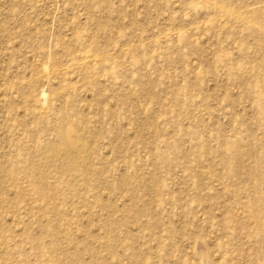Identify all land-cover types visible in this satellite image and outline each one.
<instances>
[{
	"label": "rangeland",
	"instance_id": "obj_1",
	"mask_svg": "<svg viewBox=\"0 0 264 264\" xmlns=\"http://www.w3.org/2000/svg\"><path fill=\"white\" fill-rule=\"evenodd\" d=\"M0 264H264V0H0Z\"/></svg>",
	"mask_w": 264,
	"mask_h": 264
},
{
	"label": "bare ground",
	"instance_id": "obj_2",
	"mask_svg": "<svg viewBox=\"0 0 264 264\" xmlns=\"http://www.w3.org/2000/svg\"><path fill=\"white\" fill-rule=\"evenodd\" d=\"M44 96H45V95L43 94V97H42V98H44ZM42 104H43V103H42ZM44 106H45V105H44ZM43 110H44V109H43Z\"/></svg>",
	"mask_w": 264,
	"mask_h": 264
}]
</instances>
